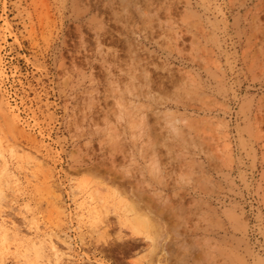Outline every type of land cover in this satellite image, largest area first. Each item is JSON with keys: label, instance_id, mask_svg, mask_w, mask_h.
<instances>
[{"label": "rangeland", "instance_id": "rangeland-1", "mask_svg": "<svg viewBox=\"0 0 264 264\" xmlns=\"http://www.w3.org/2000/svg\"><path fill=\"white\" fill-rule=\"evenodd\" d=\"M0 190V264H264V0H0Z\"/></svg>", "mask_w": 264, "mask_h": 264}, {"label": "bare ground", "instance_id": "bare-ground-1", "mask_svg": "<svg viewBox=\"0 0 264 264\" xmlns=\"http://www.w3.org/2000/svg\"><path fill=\"white\" fill-rule=\"evenodd\" d=\"M3 104V103H2ZM2 108V107H1ZM6 108V107H5ZM7 109V108H6ZM4 113H5V111H4ZM8 115V114H7ZM9 115H11V114H9ZM6 156H3V160L5 161L6 160V158H5ZM36 161V160H35ZM37 162V161H36ZM5 170H8V167L6 166V168H5ZM1 191V190H0ZM2 194H3V192H0V201H2L3 200V198H4V195L2 196ZM3 197V198H2ZM94 198H93V196L92 195H90L89 196V198H88V201H87V203H89V205L90 206H92L93 204H94ZM94 210V209H93ZM90 211V210H89ZM92 214H93V212H91ZM91 213H90V215H91ZM89 215V216H90ZM93 216V215H92ZM3 217V216H2ZM7 220L6 219H2L1 221H0V230L1 231H8V230H12L13 232H15V234L17 235V233H16V227H15V224L14 223H12L11 224V226L12 227H9L8 228V226H7ZM29 230L31 231V232H35L36 233V236H37V238L36 239H31L30 241H29V243H30V248H31V250H36L37 251V254H40V249H43L44 247H49L50 249H52V250H54L55 251V253H54V255L56 256V258H57V260L58 259H60L61 258V254L58 252V250H57V245L55 244V240H57V238L56 237H53L52 235H48V234H45L43 237H42V235L40 234V232H39V229H38V227L37 226H31V227H29ZM163 235H165V234H163L162 233V236L161 237H159V240L157 241V250L158 251H156L157 253H155V258H156V262L157 261H160V259L162 258V256L164 255L163 253H161V250H163L162 249V246H163V242H166V241H163ZM18 237H20V236H18ZM23 237H24V235H23ZM166 237V236H165ZM164 237V238H165ZM54 238H56L55 240H54ZM168 238V237H167ZM166 240H168V239H166ZM22 241H24V240H22ZM26 242V241H25ZM165 247V246H164ZM163 254V255H162ZM57 260H56V262H57ZM156 262H155V264H156ZM52 264V263H51Z\"/></svg>", "mask_w": 264, "mask_h": 264}]
</instances>
